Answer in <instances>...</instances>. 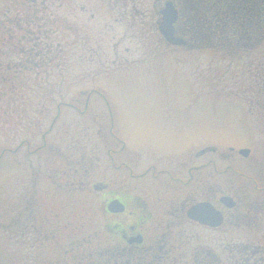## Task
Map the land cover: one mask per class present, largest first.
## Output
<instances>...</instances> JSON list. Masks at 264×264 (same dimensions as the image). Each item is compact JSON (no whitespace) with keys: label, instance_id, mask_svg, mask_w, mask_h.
Masks as SVG:
<instances>
[{"label":"rangeland","instance_id":"obj_1","mask_svg":"<svg viewBox=\"0 0 264 264\" xmlns=\"http://www.w3.org/2000/svg\"><path fill=\"white\" fill-rule=\"evenodd\" d=\"M154 2L0 0V37L8 35L11 22L28 20L29 46L35 48L27 61L21 33L14 32L11 42L0 41V264L52 260L53 242L44 237L59 225L68 235L66 213L72 207L77 213L72 220L78 239L75 254L82 259L88 253L86 239L100 229L99 220L89 215V194L77 192L70 207V195L62 190L57 195L60 221L38 204L27 212L24 201L27 183L38 168L44 170L43 182L56 171L63 183L69 180L65 170L76 142L78 161L86 155L96 159L98 153L96 161H101V151L94 148L102 147V112L91 107L80 114L69 106L71 102L84 107L88 94L91 105H111L132 144L157 125L161 101H194L188 111L190 141L249 147L251 159L237 165L259 169L264 156V38L238 54L218 47L168 45L158 29ZM59 103L63 105L58 111ZM46 131L47 141L61 149L56 150L57 159L53 151L40 150L27 157L26 142L31 150L38 148ZM101 169L97 164L95 179L101 178ZM47 183L42 190H52ZM61 239L60 255L65 259L68 242Z\"/></svg>","mask_w":264,"mask_h":264},{"label":"flooded vegetation","instance_id":"obj_2","mask_svg":"<svg viewBox=\"0 0 264 264\" xmlns=\"http://www.w3.org/2000/svg\"><path fill=\"white\" fill-rule=\"evenodd\" d=\"M169 1L178 10L175 33L185 40L179 47L210 49L203 45L208 40L220 43L226 39L245 44L232 51L238 54L264 38V0H155L159 21L160 11ZM28 22H11L8 35L0 37L3 43L11 42L14 32L21 33V52L27 61L28 53L35 50L34 45L29 46ZM201 22L210 25V32L214 29L208 40L200 35ZM40 52L38 49L36 55ZM192 103L161 101L159 122L135 144L125 138L110 104L97 101L91 105L90 94L84 107L64 103L80 114L91 107L102 112L98 131L102 147L94 148L101 151V161H96L99 153L96 159L86 155L78 161L74 146L80 143L76 142L69 150V169L65 170L69 180L63 183L54 170L48 180L53 191H44L41 185L48 181L40 180V168L34 170L24 193L25 205L29 212L38 204V209L60 221L57 203L61 196L57 195L66 190L71 207V199L83 191L92 197L87 207L89 215L99 220L100 229L86 239L88 253L77 259L78 239L72 221L77 213L72 207L66 213L68 235L61 233L59 225L44 237L45 242H53V259L45 258L44 264H264V156L258 170L245 169L237 164L251 159V148L244 146L250 149L244 155L240 151L244 147L190 141L188 111ZM62 105L58 104V111ZM49 133H42L43 143L34 150L26 142L27 157L40 150L53 151L51 156L57 159L60 147L47 141ZM52 146L57 148L52 150ZM97 164L102 166L100 179H95ZM61 236L68 242L64 244L68 246L65 259L60 255Z\"/></svg>","mask_w":264,"mask_h":264},{"label":"water","instance_id":"obj_3","mask_svg":"<svg viewBox=\"0 0 264 264\" xmlns=\"http://www.w3.org/2000/svg\"><path fill=\"white\" fill-rule=\"evenodd\" d=\"M160 12L162 16L158 23V28L166 41L178 46L184 44V38L182 36L176 35L175 33V22L177 21L178 17V10L174 6L173 2H167ZM240 151L242 154L248 155L250 149L244 147Z\"/></svg>","mask_w":264,"mask_h":264},{"label":"trees","instance_id":"obj_4","mask_svg":"<svg viewBox=\"0 0 264 264\" xmlns=\"http://www.w3.org/2000/svg\"><path fill=\"white\" fill-rule=\"evenodd\" d=\"M199 25L202 26V27L199 28L200 29V33H202L200 35L205 36L206 39H207V37L211 38V37L214 36V33H215L214 29L212 30V32H210V27H209L210 25L208 23L201 22ZM203 30H204V34L202 32ZM203 45H205L206 47H209V48H213V47L217 48L218 47V48H221V49H224V50L228 51L229 53H230V51L232 52L235 49L240 50V47H244L245 46L244 43H241V42L240 43L239 42H236V43H232L231 42L230 43L226 39L221 40V42L219 43L218 41L217 42L214 41L213 38L208 40L207 42H205ZM60 49H61V47H59V50Z\"/></svg>","mask_w":264,"mask_h":264}]
</instances>
